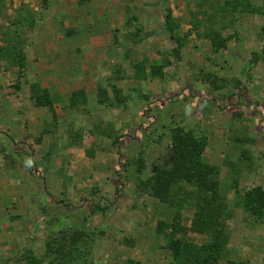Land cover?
Wrapping results in <instances>:
<instances>
[{
  "label": "rangeland",
  "instance_id": "obj_1",
  "mask_svg": "<svg viewBox=\"0 0 264 264\" xmlns=\"http://www.w3.org/2000/svg\"><path fill=\"white\" fill-rule=\"evenodd\" d=\"M0 264H264V0H0Z\"/></svg>",
  "mask_w": 264,
  "mask_h": 264
},
{
  "label": "trees",
  "instance_id": "obj_2",
  "mask_svg": "<svg viewBox=\"0 0 264 264\" xmlns=\"http://www.w3.org/2000/svg\"><path fill=\"white\" fill-rule=\"evenodd\" d=\"M182 148H180V150L176 153V160L175 163H177L180 159L185 158L186 156V152L188 153V150H186L183 146H181ZM180 167V166H178Z\"/></svg>",
  "mask_w": 264,
  "mask_h": 264
}]
</instances>
